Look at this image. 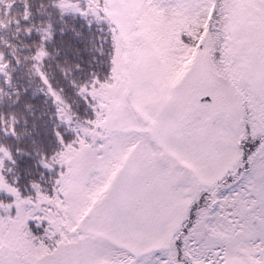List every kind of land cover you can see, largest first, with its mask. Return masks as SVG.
<instances>
[{"label":"rangeland","instance_id":"374dc122","mask_svg":"<svg viewBox=\"0 0 264 264\" xmlns=\"http://www.w3.org/2000/svg\"><path fill=\"white\" fill-rule=\"evenodd\" d=\"M152 1L164 0H25L21 13L0 0V41L10 40L0 64V72L9 71L0 75V188L10 195L0 191V249L31 244L43 256L53 244L71 247V232L99 233L135 213L167 222L163 230L126 237L158 248L167 264H245L264 185L185 184L194 177L162 160L197 155L203 141L185 122L198 112L241 114V89L252 95L248 85L255 92V75L264 72V0H213L207 27L185 36L195 51L179 63L171 52L178 22L160 18ZM207 94L211 103L200 100ZM61 137L84 142L57 168L51 157ZM94 172L106 185L89 196ZM31 182L42 196L31 192ZM214 195L233 208L218 203V212ZM41 223L43 233L34 232Z\"/></svg>","mask_w":264,"mask_h":264},{"label":"flooded vegetation","instance_id":"af4514ba","mask_svg":"<svg viewBox=\"0 0 264 264\" xmlns=\"http://www.w3.org/2000/svg\"><path fill=\"white\" fill-rule=\"evenodd\" d=\"M255 78L257 80L255 92L252 88V82L248 85L252 95L248 89H241L244 99L241 101L240 115L234 114L224 118L216 114V111H212L210 115L198 112V115L185 122L186 124H193L191 127L194 129V135L203 141L199 143L202 147L199 148L197 155L192 160L190 158L189 160L182 159L181 154L179 157L173 155L171 161L162 160L167 165L174 161V165H180L181 173L184 170L191 177H194V179H182L186 181L185 184L194 183L214 188L243 189L259 184L264 185V150L260 149V145L264 143V72L260 71L255 75ZM234 86L237 87L236 84ZM209 96L212 98L211 95ZM212 101L213 98L204 102L211 103ZM224 124H226V132L221 130ZM241 135L246 137L242 143L239 140ZM202 151H207V153L203 155ZM240 151L246 154L243 160L238 158ZM260 157L262 159L261 165L256 163ZM175 158L178 162L175 161ZM232 160H236V162L227 168L228 171L224 178L214 181L212 178L214 170L223 169L225 163ZM207 164L208 166H206ZM203 165L207 168L205 171L201 169ZM214 196L212 205L218 212H223L222 208L217 207L218 203L233 208L230 205L232 200ZM244 198L243 203L247 204ZM227 201H230V204ZM250 222L249 234L251 231H255L257 236L246 239L244 242L246 251L242 261L244 259L245 264H264V206L260 212L252 216ZM183 240L182 237L180 241L183 242Z\"/></svg>","mask_w":264,"mask_h":264},{"label":"snow or ice","instance_id":"6c2138e0","mask_svg":"<svg viewBox=\"0 0 264 264\" xmlns=\"http://www.w3.org/2000/svg\"><path fill=\"white\" fill-rule=\"evenodd\" d=\"M245 138L241 135L240 142L242 143ZM260 149L264 150V143L260 145ZM244 155L246 154L240 151L238 158L243 160ZM227 171L226 167L214 170L213 180H222ZM204 190L206 189H195L198 193ZM45 227L41 223L35 225L33 231L43 233ZM166 227L167 222L162 219L154 218L151 223H148L139 215L132 213L121 221L100 229L99 233L85 228L71 232L69 239L75 241L71 247H57L53 244L43 256L40 254L45 250L31 244L18 252L0 249V264H167L162 255H156L158 248H151L147 244L137 247L134 239L126 238L131 232L149 233ZM111 236L116 238H110ZM126 244L132 246H125Z\"/></svg>","mask_w":264,"mask_h":264},{"label":"trees","instance_id":"16d2710c","mask_svg":"<svg viewBox=\"0 0 264 264\" xmlns=\"http://www.w3.org/2000/svg\"><path fill=\"white\" fill-rule=\"evenodd\" d=\"M106 3L108 0H100ZM3 3L9 6L10 10L17 12L21 10V13L25 10V0H21V7L19 5V0H3ZM152 8L158 12L160 18L166 22L177 21L178 25L173 32L171 39V52L172 61L174 63H179L187 56L189 53L195 51V46L188 41L185 36L195 38L200 31H203L210 22L212 10L214 7L213 0H164L162 3L151 2ZM17 24V23H15ZM199 37V36H198ZM8 40L4 37L0 41V56H3L5 60L0 61V64L5 66L8 57L6 52L9 49ZM4 69V68H2ZM8 73L9 71H5ZM5 72L1 71L0 75H7ZM17 76V75H13ZM68 115H66L67 117ZM84 142L83 139L75 140L74 142H68L63 137L60 138L59 144L60 148L57 154L52 156L53 163L57 168H64L67 166L69 161L73 158L74 153L79 151L81 148V143ZM0 172V181H1ZM106 185V181L97 172L90 175L88 182L86 183V193L89 196H94ZM31 192L36 196H42V187L37 182H31L30 185ZM6 196L9 193L4 188H0ZM10 196V195H9Z\"/></svg>","mask_w":264,"mask_h":264},{"label":"water","instance_id":"95a60500","mask_svg":"<svg viewBox=\"0 0 264 264\" xmlns=\"http://www.w3.org/2000/svg\"><path fill=\"white\" fill-rule=\"evenodd\" d=\"M212 98L209 96V95H204V96H202L201 97V100L202 101H209V100H211Z\"/></svg>","mask_w":264,"mask_h":264}]
</instances>
